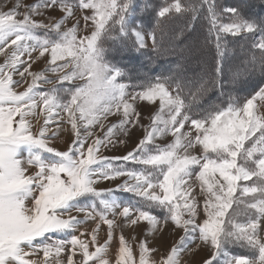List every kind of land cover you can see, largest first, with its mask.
<instances>
[{"label":"snow or ice","instance_id":"6c2138e0","mask_svg":"<svg viewBox=\"0 0 264 264\" xmlns=\"http://www.w3.org/2000/svg\"><path fill=\"white\" fill-rule=\"evenodd\" d=\"M131 4L0 5V264H111L118 229L115 264H181L184 253L202 247L209 255L201 264H264V80L247 96L229 92L223 103L200 105L215 90L225 95L226 85L264 77V17L246 16L243 4L163 0L159 17H188L192 25L203 12L214 38L218 58L192 92L182 77L135 83L105 59L109 39L139 51L150 35L158 49L155 30L129 26ZM56 11L59 17L50 15ZM229 36L250 43L225 81L221 61ZM40 62L44 67L34 69ZM140 102L146 108L158 102L147 125ZM132 129L142 136L130 151L104 155L126 145ZM62 134L63 149L55 146ZM108 182L114 187H101ZM117 193L132 198L125 202ZM90 222L94 227L81 231ZM141 224L143 237H132L137 258L124 229ZM178 229L184 235L155 259L159 248L152 241ZM234 247L247 254L233 253Z\"/></svg>","mask_w":264,"mask_h":264},{"label":"trees","instance_id":"16d2710c","mask_svg":"<svg viewBox=\"0 0 264 264\" xmlns=\"http://www.w3.org/2000/svg\"><path fill=\"white\" fill-rule=\"evenodd\" d=\"M198 2V0H193ZM221 6H239L244 5L246 16L260 19L264 17V0H216ZM163 0H133L128 15L130 27H142L151 33L155 30L158 49L150 50L127 48L119 42L106 40L104 42L105 59L113 64L123 68L132 81L143 83L146 79L155 77H177L184 78L183 82L191 91L195 92L198 87L200 77L210 73L217 57V49L213 36L209 35L208 24L202 12L197 21L192 25H187L188 17L176 15L170 19L158 16V9ZM159 24V27H158ZM183 29V34L179 36V43L174 41V36ZM134 39V37H133ZM177 40V39H176ZM190 41L197 43L196 46L185 47L183 43ZM131 44V40L128 41ZM250 43L241 37H227L224 41V56L221 61L223 65L222 78L227 81L234 67L247 57L245 45ZM153 46V45H152ZM258 54V53H257ZM200 58V62L197 60ZM264 80L258 73L242 81L235 87L225 86V95L221 96L219 90H215L205 97L200 105L207 104L209 101L223 103L227 101V94L231 92L241 97L247 96L257 85ZM189 81H193L189 85ZM175 89V87L173 86ZM191 99V96L188 97ZM219 98V99H218ZM194 107H198L194 105ZM130 167L133 165H129ZM135 167H139L136 165ZM128 198H132L128 195Z\"/></svg>","mask_w":264,"mask_h":264},{"label":"rangeland","instance_id":"374dc122","mask_svg":"<svg viewBox=\"0 0 264 264\" xmlns=\"http://www.w3.org/2000/svg\"><path fill=\"white\" fill-rule=\"evenodd\" d=\"M14 2V0H13ZM25 3L27 4H31L33 2H35V0H24ZM133 2V0H132ZM5 4V0H0V5H4ZM11 5L9 4L7 7H4V11L9 10V7ZM21 11H23V9H21ZM50 15L59 17L60 13L58 11L56 12H51ZM138 29L142 28V27H136ZM143 29V28H142ZM144 30V29H143ZM146 33V30H144ZM38 35H43V32L37 33ZM150 34V33H149ZM147 39V47L144 48L143 50H150L151 48H153L152 46V42H151V38L150 35L146 37ZM175 42H180L178 39H174ZM185 47H192L194 48L196 46V50H194L195 52L197 51V43H193L190 41H187L185 43H183ZM45 59H47V57H45ZM202 60V59H201ZM200 58L197 60V62L199 63ZM3 62V57H0V63ZM44 67V63L40 62L37 63L36 65H34V69L36 70H40ZM50 78H55L53 77L51 74H49ZM16 77H14L15 79ZM67 86H71V85H67ZM51 85H46L45 88H50ZM171 91L175 92V89L172 87ZM147 102H140V111H141V123L147 125L150 121L149 119H147L146 117H148L149 115L153 114L156 110V108L158 107V102L156 106H152L151 108H146L144 107V105H146ZM261 111H264V108H261ZM111 121L115 122L116 117H112L110 118ZM142 136V131L139 129H132V135L128 140V143L126 145H119L117 148L120 149L117 151V153L119 154H126L127 151H130L132 149V147L134 146L135 142L137 141V139L139 137ZM170 139V138H169ZM66 140V139H65ZM160 142V141H158ZM55 146L58 148L63 149L66 144L65 141L63 140H59L55 142ZM115 148V149H117ZM107 152V151H105ZM26 155V153H24ZM119 181H117L118 183ZM248 183H251V181H249ZM101 187H114V183L112 182H108L105 183L103 185H101ZM131 195L129 193H117V198L122 200V201H128L131 198H128ZM75 214V213H74ZM157 214H161L162 213H157ZM94 227V223H88L84 226L81 227V231H85V230H91V228ZM145 231L144 225L141 224L139 226H137L135 229L132 228H126L124 229V235L129 239L130 242H132L133 244V250L134 253L137 255L138 258V248H137V244L135 242L132 241V237H135L136 240L138 241L139 239H141L143 237V232ZM118 233H119V229L117 230V239L113 241L111 247H110V251H109V255H108V259L110 260L111 264H115V259H116V255L118 253ZM105 234H106V225H102L101 227V232L99 234L100 236V240L101 242H103V240L105 239ZM184 235L182 230H176L174 235H169L167 232H165L163 234L162 237H157V239L155 241H152V246L158 247L159 251H157L156 253H154V258L159 260L161 258V256L171 247L172 243L175 241L179 240V237ZM63 238L62 236H60V234H54L53 235V239L55 238ZM86 239L89 237H85ZM197 243H199V241H197ZM195 244H191L189 245L190 249H195ZM231 251L235 254H247V251L244 249H240V248H232ZM209 255V250L207 248H203L201 251H190V252H186L181 256V264H201L202 260L205 259L207 256Z\"/></svg>","mask_w":264,"mask_h":264},{"label":"crops","instance_id":"0c3cea01","mask_svg":"<svg viewBox=\"0 0 264 264\" xmlns=\"http://www.w3.org/2000/svg\"><path fill=\"white\" fill-rule=\"evenodd\" d=\"M66 138H67L66 137V134H62L61 140L65 141ZM118 148L117 149H112L111 151L104 152V155H108V156H112V155H122V154L117 153V151L120 150Z\"/></svg>","mask_w":264,"mask_h":264}]
</instances>
